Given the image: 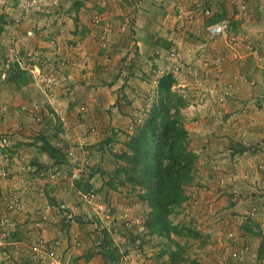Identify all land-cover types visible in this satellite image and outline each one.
Listing matches in <instances>:
<instances>
[{
	"label": "crops",
	"instance_id": "obj_1",
	"mask_svg": "<svg viewBox=\"0 0 264 264\" xmlns=\"http://www.w3.org/2000/svg\"><path fill=\"white\" fill-rule=\"evenodd\" d=\"M44 1L45 5L24 9L19 0H0V55L11 52L12 62L32 75L28 85L9 84L14 93L9 103L15 106L9 110L19 112L26 126L38 123L35 132L23 128L24 123L17 131L13 122L14 147L9 155L18 166L14 171L25 169L30 179L21 178L19 170L10 183L0 184L4 194L20 197L24 209L0 214V226L14 235L2 247L21 264L27 259L25 246L42 239L53 255H31L32 264H105L102 253L88 243L87 229L97 224V216L113 227L118 219L144 217L147 211L127 183L115 189L106 185L107 172L116 166L113 152L122 145L117 142L124 128L120 125L131 121L111 99L119 85L116 76L134 79L151 68L167 67L175 77L174 89L183 92L187 101L181 113L189 148L198 156L196 178L186 188L188 199L179 215L198 234V240L190 239L186 245L187 251L205 264L217 256L223 259L220 264H234L232 256L243 246L258 256L262 238L258 232L264 234V0ZM244 2L247 14L240 10ZM217 5L225 8L221 20L230 18L231 28L225 35L210 37L207 21L212 14L204 16L203 10L214 11ZM188 13L193 17L184 21L181 16ZM106 29L102 48L99 40ZM250 46L260 54H252ZM172 48L188 63L179 72L173 69L177 62L167 61ZM216 57H222L219 68L204 65ZM8 62L0 64L5 75ZM190 68L199 76L187 72ZM136 80L129 82L135 91L144 84ZM37 86L43 90L49 86L51 91L44 100L51 106L43 122L33 119L39 105L26 103L19 95ZM227 89L230 95H222ZM233 111L236 117L230 115ZM41 136L62 151L61 163L40 150ZM237 143L244 146L242 150ZM6 170L10 171L7 166ZM85 184L91 185L92 196L84 197L89 190L81 191L80 186ZM55 204L64 208L60 216L68 215L62 222L65 228L47 218L46 207L54 209ZM252 208H256L254 215ZM91 216L93 223L83 222ZM74 242L79 243L78 249ZM140 247L146 252L144 261L130 257L129 264H168L167 257L159 256V239ZM209 248L217 255L212 252L208 260ZM122 257L116 264H123ZM259 260L258 264H264V258Z\"/></svg>",
	"mask_w": 264,
	"mask_h": 264
},
{
	"label": "trees",
	"instance_id": "obj_2",
	"mask_svg": "<svg viewBox=\"0 0 264 264\" xmlns=\"http://www.w3.org/2000/svg\"><path fill=\"white\" fill-rule=\"evenodd\" d=\"M205 6L209 5L206 3ZM224 10L225 8H221L212 14L207 23H214L224 18ZM4 79L5 83L20 88L32 81V75L28 70L21 68L18 62H12ZM174 84L175 77L172 73L168 72L159 77L157 103L151 106L143 123L137 125L133 133L126 134L125 148L113 152L116 166L107 172L106 185L109 189H115L127 183L131 189L138 188L136 196L147 208L141 231L145 232L143 233L148 240L159 239L161 247L159 256L167 257L168 264H176L180 261L202 264L195 258L189 259L185 244H180L176 239L177 237L198 238L197 232L187 223L175 222L172 218L178 212L177 208L188 199L186 187L196 178L198 158L197 154L188 147V132L181 114V109L187 101L175 93ZM41 139L40 150L61 163L62 151L53 146L45 136H41ZM237 147L242 150L244 146L237 143ZM80 190L88 192L91 190V185L80 186ZM58 208L64 210L63 207L58 206ZM133 229L135 235L132 238H141V231L137 226ZM258 233L262 237L258 257L264 258V234L260 231ZM148 240L142 238L139 246ZM110 245L111 240L104 230L97 246L105 264H116L122 255L117 246L110 247Z\"/></svg>",
	"mask_w": 264,
	"mask_h": 264
},
{
	"label": "rangeland",
	"instance_id": "obj_3",
	"mask_svg": "<svg viewBox=\"0 0 264 264\" xmlns=\"http://www.w3.org/2000/svg\"><path fill=\"white\" fill-rule=\"evenodd\" d=\"M40 1H41V5H45L44 0H40ZM19 4H20L21 8L27 9V6H25L24 3L19 2ZM54 4H56V1H54ZM245 4H246V2L241 4V5H244L245 8L241 7L240 10H242L244 14H247V8H246ZM220 7L221 6L217 5L215 7L216 9L214 11L211 7H209V8H210L212 14H214L215 12H218L221 9ZM189 16H192V14H190V13L183 14L181 16V18L184 21H189L193 17L192 16L190 18ZM228 19H229V22L231 23V19L230 18H228ZM256 20L257 21H263L262 18L256 19ZM108 30L109 29L103 30V33L100 37L99 46L102 48H105V46H106V42H107L106 34L108 33ZM131 30H133V29H131V27H130L129 31H131ZM249 49H250L249 51L252 54H255L254 53L255 51H257V53L260 54L259 53L260 50H258L256 47L250 46ZM9 53H11V52H9ZM9 53H7V55L4 57H2L0 55V64H2L3 62H6V59H7L9 61L8 63H10V65H11V63H12L11 58L12 57H11V54H9ZM167 61H169V60L167 59ZM170 62H172V61H170ZM182 63L184 65H188V63H185L184 60L182 61ZM183 64H182V66L186 67ZM10 65L6 66L7 67L6 72L10 68ZM165 68H167V67H165ZM165 68H163L164 71L162 69L158 70V68H155L152 70V68H151L150 72L148 71V73H145L146 75H141V76L134 78V79H137L136 81L144 82L143 86H139V90H137V91H135L136 90L135 87H132L133 85L129 83V82L132 83L134 81V79L131 78L130 75H127V76L118 75V76H116V78L119 79V85L117 86V88L115 90H113L111 92V95H112L111 99L114 100V105L116 107H118V109L122 115L126 114V115H129L131 118L130 124L128 126H126V124H124V122H123V124L120 125V126H123L124 128L120 129L121 132L118 135L119 139L117 140V142L122 144V145H120L119 150H123L125 148L124 147V141L126 140L127 135L133 133L135 128L137 127V125H139V124L141 125L143 123V120H145V118H147V115H148V112H149L151 106L153 104L157 103V83H158V79L161 75L168 73V70L167 69L165 70ZM169 73H171V72H169ZM1 74H2V68H0V184L1 183L2 184L10 183V181L13 179L12 176L19 174V170H21V173L19 174L20 177L23 178L25 181H29L30 176H29V172L27 170L20 168V169H17V171H14V167L17 166V163H15V159L11 160L12 156L9 155L10 152L13 151V150H9V149L14 147V145L12 144V138H11V135L14 133V132H12L13 127L15 125H21L22 126V124L24 123L23 124V128H24L26 126L25 125L26 123L23 122L22 120H20V113L19 112H17V111L16 112L15 111L10 112V110H9L10 107L15 108L14 105H10V103H9L11 100L10 96H12V94H14V93L11 90H9L10 85L5 83L4 78L6 77V75L3 73L4 77L2 78ZM185 77L188 78L189 76H185ZM104 83L108 84L107 80ZM137 87H138V84H137ZM48 90H49V86H46V88L44 90L42 89V87H39V86H37V88L35 87L34 90H28V87H27V89H24L22 91V93L19 94L21 98H24L25 100H27L26 103L31 104L32 102H35L39 105L37 111H38V116L42 119L41 122H43V118H45V116H47V114L49 113V107L48 106H51V105H48V103L46 101H44L47 98L46 95H49L51 92ZM173 90L175 91V93H177L183 97L184 93L181 91L179 92L176 88L174 89V86H173ZM23 94H24V96H23ZM8 99H9V101H8ZM131 103H134L136 107H134V105H132ZM28 109H29V107H28ZM46 110L48 113L46 112ZM51 110L53 111V109H51ZM171 112H173V109L171 110ZM29 116H30V113L27 116L23 115L22 117H23V119L24 118L27 119V118H29ZM115 116L117 117V112L115 113ZM51 118H52V116H51ZM13 122L17 123V124L13 125ZM29 124L30 125L26 126L28 130L35 131L36 130L35 128H38V123H32L31 122ZM3 130H6V131H3ZM35 132H37V131H35ZM4 138L6 139L7 144H4V142H3ZM24 151L27 152L26 149H24ZM116 152H118V151H116ZM6 155H7V157H6ZM23 158L28 159L29 157L24 156V154H23ZM21 162H23V160ZM6 166L9 168L10 171L6 170ZM222 177L219 178V182L221 184H222V182H221ZM45 180H47V179L45 178ZM37 183L40 184L39 185L40 187H42L41 184H43V183H39V181H37ZM119 186H121V185H119ZM7 188L8 187H6V185H5V189H7ZM0 190H1V192H0V203H1L0 206L2 205L1 206L2 210H1L0 214H2V212H3L4 216L5 215L8 216V214H10L11 212L18 210V209H15V207L13 208L12 205H14V203L20 205L19 210L22 208L23 202L20 200V197H18L19 198L18 199V198H16L17 195H15V194H9V193L4 194L2 192L3 187H1ZM130 191H132V193L135 194L134 196H136V192L139 190H138V188H135V189L130 188ZM89 193H90V191H89ZM192 195L194 197L195 193L193 192ZM193 200H195V199H193ZM54 207H55L54 209L51 207L49 210L46 207V210L49 213L47 215V218L49 217L50 220H52V218H53V220H56L54 222V224H58L59 227L65 228V226L63 225L62 222L67 220L68 215L67 214L65 215L64 213H60L61 214V216H60L58 214V212H60L61 210H59V208L56 204ZM182 207H183V204L181 207L177 208L178 212H176V214L174 216H172V218H175L174 219L175 221H179L180 223L182 221H181V217L179 215L181 213ZM21 211L23 212L24 209L22 208ZM106 213H108V211H106ZM7 216H6V218H7ZM103 217H105V216H103ZM136 218L141 219L142 222L139 225L142 227V223H143L144 218L141 216H137ZM133 219H135V218H133ZM43 220L46 221L47 219H43ZM94 220H95V217L91 216V217H88L87 219L83 220V222L93 223ZM97 220L100 221L101 224H98V221H96L97 224L95 223L94 225L89 227L90 229H87V233H88L87 237L89 239L88 243L91 244L92 247H94V248L97 247L98 252H100L99 247L97 246V242L99 240H101L102 235H103L104 230H105L107 232V235L109 236V239L111 240L110 247L117 246L119 248L120 254L121 255L124 254L122 257L124 259L123 264H129V262H127V260H129L130 257L134 258L136 261H139V262L144 261V259H145L144 257L146 256V252L144 251L143 247L139 246V244H140L142 238H144L145 241L148 240V238L144 234L145 232L143 231L144 232L143 233L141 231L142 229H140V226L137 229L139 231H141L140 234L142 237L137 238V239H133L134 237L132 238V236L135 235V231H134V229H131V230L125 229L124 222L126 221V219H118L115 222V224H112L113 227H111V225H107V223L102 222L98 216H97ZM49 222H51V221H49ZM4 226L5 225L0 226V234L3 237V238L1 237L2 242L3 241L7 242L8 240L11 241L12 237L14 238V235L11 237L12 232L7 233V230H3L2 227H4ZM94 230L99 232V235L95 234ZM190 239H192V241L194 240L193 242H195V240H198V238H190V237H181L180 238L179 237V243L185 244V246H186L188 244V242H190ZM124 240H127L128 244L123 243ZM152 242L155 243V241H150V243H152ZM196 242H198V241H196ZM75 243L76 242H74L72 245L76 249H78V246L75 245ZM116 243H118V244H116ZM32 244L33 243H28L27 246H25L23 253H24V255H26L27 259L25 260V262H22L21 264H32L34 259H31L32 253L29 251V248ZM72 245H71V247H72ZM47 247H48L49 251L53 252V249L49 245ZM208 250L209 251L206 255H207V258L209 260V258H211V257H209V254L214 252V250H212L211 248H209ZM186 251H187V249H186ZM215 253L216 252H214V254ZM187 254L189 256V259L193 258L188 253V251H187ZM215 255H217V254H215ZM14 256L15 255H13L9 251V249H5L2 246H0V264H17V260L19 258L18 257L15 258ZM232 257L235 261L234 264H258L260 261L259 257L254 255L246 246L240 247L239 250L237 251V253H235ZM202 258H203V256H202ZM249 258L253 261H251V260L248 261ZM256 258H258V259L256 260ZM254 260L256 262H254ZM220 261H223L222 257L217 256V258L214 257L211 261H208V263L220 264L221 263ZM261 262H263V261H261ZM176 264H190V262L189 261H180V262H177ZM202 264H205V263H202ZM223 264H226V263H223ZM229 264H231V263H229Z\"/></svg>",
	"mask_w": 264,
	"mask_h": 264
},
{
	"label": "built area",
	"instance_id": "obj_4",
	"mask_svg": "<svg viewBox=\"0 0 264 264\" xmlns=\"http://www.w3.org/2000/svg\"><path fill=\"white\" fill-rule=\"evenodd\" d=\"M19 2L24 3V5L27 6V8H36L38 5L41 4L40 0H19ZM241 7L245 8L244 5H241ZM203 14H204V16H210L212 14V12H211V10L209 8H205L203 10ZM189 17L191 18L192 16H189ZM229 31H230V22H229L228 19H224V20H221V21H218V22H214V23H211V24H209L207 26V33H208V35L210 37H216V36H219V35H225ZM167 59L169 60V62L170 61L177 62V64L179 66H176L173 69H175V72H179L180 69H181L180 66H182V64H183L182 63L183 57H182L181 53L178 52V50L176 48H172V49L169 50V52L167 54ZM257 60L261 61L262 57L257 55ZM221 63H222V57H216V58H214V60H211L210 62L209 61H205L204 65L209 67L212 64L215 68H219ZM188 72L193 73L194 76H198L197 72H195V70H193L192 68L188 69ZM1 76L3 78L4 74L2 73ZM49 81H51V80H49ZM230 93H231V90L227 89V90L223 91L221 94L224 95V96H227V95H230ZM230 115L232 117H236L237 111H233ZM33 119L36 120L37 122L40 121V117L39 116H34ZM15 130H17V131L22 130V126L21 125H16L15 126ZM3 142H4V144H7L5 138L3 139ZM227 180L230 181V178H227ZM221 182L223 184L224 180L221 179ZM233 192H235L234 189H233ZM87 196H92L91 192L86 194L84 197H87ZM12 206H13V208L15 207V209H19L20 208V205L16 204V203H14V205H12ZM50 208H51V206H47L48 210ZM255 212H256V208H252L251 209V215L252 214L254 215ZM141 222L142 221L139 218L128 219V220H126L124 222V227L127 230H131V229H133L136 226L138 228V226H140L139 224ZM140 229H142L141 226H140ZM1 237H2V235L0 234V246L4 245V241L2 242V238L3 237L2 238ZM76 245H79V243H76ZM47 246H48L47 241L41 239V240H38L37 242L33 243L30 246L29 251L32 253L33 256H36V257H41L43 254H46V255L48 254L49 256H52L53 253L48 250ZM38 264H45V263H44V261H40Z\"/></svg>",
	"mask_w": 264,
	"mask_h": 264
},
{
	"label": "clouds",
	"instance_id": "obj_5",
	"mask_svg": "<svg viewBox=\"0 0 264 264\" xmlns=\"http://www.w3.org/2000/svg\"><path fill=\"white\" fill-rule=\"evenodd\" d=\"M41 120V119H40Z\"/></svg>",
	"mask_w": 264,
	"mask_h": 264
}]
</instances>
